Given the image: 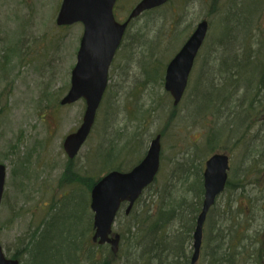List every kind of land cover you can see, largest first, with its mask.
<instances>
[{
	"label": "rangeland",
	"instance_id": "374dc122",
	"mask_svg": "<svg viewBox=\"0 0 264 264\" xmlns=\"http://www.w3.org/2000/svg\"><path fill=\"white\" fill-rule=\"evenodd\" d=\"M61 1L0 0V164L6 168L0 245L4 254L18 255L21 264H75L81 255L74 257L79 240L90 243L92 235L85 170H105L111 161L128 171L142 160L157 135L161 136L160 167L140 206L164 188L174 199L185 197L190 202L192 174L201 169L202 176L211 155L206 143L212 136L216 149H221L216 153L229 158L228 178L234 181V192L219 197L222 210L212 216L209 227L223 225L230 216L235 223L240 212L238 218L247 221L239 227L240 241L248 237L243 244L249 245L257 234L255 247L263 246L252 258L244 257L242 264H264V80L256 71L258 63H264V0H171L133 21L110 67L91 135L71 162L62 143L79 127L85 105L80 100L60 106L59 101L69 89L83 27L56 26ZM139 1L117 0L116 21H125ZM202 20L208 23L207 38L181 103L173 108L160 74ZM250 64L252 73H248ZM114 154L117 157L107 159ZM69 164L81 176L80 183L63 182ZM253 167L261 170L255 189L237 190ZM139 209L135 206L133 215ZM127 225L118 218L114 232L121 236ZM216 239L212 235L209 243L215 246ZM126 243L113 264H143L134 260L135 251ZM183 248L191 257L192 240ZM201 253L196 264H207ZM105 255L102 251L97 257ZM67 257L70 263L64 262ZM105 258L112 262L109 254Z\"/></svg>",
	"mask_w": 264,
	"mask_h": 264
},
{
	"label": "water",
	"instance_id": "95a60500",
	"mask_svg": "<svg viewBox=\"0 0 264 264\" xmlns=\"http://www.w3.org/2000/svg\"><path fill=\"white\" fill-rule=\"evenodd\" d=\"M169 0H141L130 11L123 23L113 15L116 0H62L55 24L68 27L82 24L83 33L76 54V62L70 75V87L60 101L66 106L83 99L85 110L76 132L66 136L62 147L66 156L76 157L95 121L108 83V71L119 48L129 23L146 11L159 8ZM206 21L197 24L191 36L179 52L168 63L164 76V90L176 107L184 94L194 60L206 37ZM160 136L150 141L143 159L130 171H112L102 177L90 191V210L93 214V235L91 241L98 246L108 245L112 255L118 252L120 236L113 233L116 215L121 204H126L128 215L142 192L150 186L159 170ZM228 158L214 154L205 161L203 179V200L192 235V256L190 264H196L202 243V229L206 216L224 191L228 178ZM6 177L5 166L0 164V203ZM0 264H19L6 258L0 246Z\"/></svg>",
	"mask_w": 264,
	"mask_h": 264
},
{
	"label": "trees",
	"instance_id": "16d2710c",
	"mask_svg": "<svg viewBox=\"0 0 264 264\" xmlns=\"http://www.w3.org/2000/svg\"><path fill=\"white\" fill-rule=\"evenodd\" d=\"M149 13L143 15H148ZM161 65L162 64L159 65L160 68ZM247 67L249 68L248 73H252V65L250 64V67ZM256 71H258L259 77L264 80V63H262V61L261 63H258V69H256ZM160 75L162 77V72ZM130 144L131 142L127 144L126 148L123 146L126 153H129L131 147ZM216 145L217 141L213 140L212 136H209L206 148L211 152V155L216 153L217 150H221L220 148L216 149ZM112 150L109 151L112 152ZM109 151L108 153H110ZM113 157L115 158L117 155H108L107 159L109 160ZM96 161L98 163L99 160ZM101 165L102 164H100V166ZM131 166L132 165H130V167ZM65 170L62 178L64 183H80L81 176L74 173L73 167L70 169V164ZM110 170L123 171L122 167L113 166L111 161L109 162V167L105 170L99 169L98 171H94L90 168L85 170V176L88 177L86 179L88 180L86 184L87 190L90 191L95 182L99 180L104 173ZM260 171L257 172L259 175ZM192 175L194 179L190 190H192V192L194 191V197L190 202L186 203L185 197L181 198L182 201L174 199L168 188H164L161 192L151 194L146 202L143 201L142 206H140V202L142 201L140 198L135 205L140 207V209L135 215H133L132 211L128 216H125L124 214H119L117 216V219H123L128 222L127 229L121 234V242L117 255L113 256L107 247L96 246L86 241L82 242L79 240V249L74 254V257L81 253V260L76 259L75 264H113L119 257L123 246L127 244L126 241L128 242L130 249L132 248L135 251L136 258L134 260L142 262L143 264H190L189 252L187 254V251H184L183 246L185 245V242L189 243V241L192 240L191 234L194 231L195 220L200 211L203 197L201 169L195 170ZM258 178L259 177H256L255 185L259 183ZM233 182L234 181H231L230 179L228 180L225 192H234V187H231ZM257 201L259 202L260 199H257ZM219 210L222 209H220L216 203L209 211L203 227L204 237L201 247L202 253H200L208 258L207 264H216V262L217 264H242L244 257L248 260L253 257L252 254L254 252L263 250L262 245L258 246L259 248L255 247L259 241L257 234L253 236L254 241L249 245L243 244V241H246L248 237L243 241H240V236H242L243 232H240L239 227L247 224L246 219L240 220L238 218L239 214H241L240 212L237 214V220L235 223H233V218L230 216V219H224L223 225L219 226V224H216L217 226L215 227H213V225L209 227L212 222V216L218 215ZM45 225L46 222L43 227H45ZM178 230L180 232H177ZM246 230L248 229L246 228ZM175 233L176 237L174 236ZM215 234L217 237V244L212 246V244L209 243V239ZM36 237L37 236L35 235L32 237L33 240L31 245L35 242ZM102 251L104 255L109 254L112 262L105 258L106 255L98 259L97 256L99 255V252ZM248 251L251 253H248ZM164 255H167L166 260H164ZM215 256H217V258ZM11 258L19 260L18 255H14ZM68 259L69 257H67L64 262H68Z\"/></svg>",
	"mask_w": 264,
	"mask_h": 264
},
{
	"label": "flooded vegetation",
	"instance_id": "af4514ba",
	"mask_svg": "<svg viewBox=\"0 0 264 264\" xmlns=\"http://www.w3.org/2000/svg\"><path fill=\"white\" fill-rule=\"evenodd\" d=\"M160 76V75H159ZM158 76V77H159ZM158 77H155V78H158ZM248 170H250V168H248L247 169V171ZM251 173V172H250ZM249 173V174H250ZM249 174H247L246 176H244V178H243V181L241 182L242 184L241 185H239L238 186V184H237V190L239 189H242L244 186H245V189L247 190H249V191H253L252 189H255V184H253V183H251V181H250V179H249ZM253 184V185H252ZM124 207V205L122 206V208ZM258 243H259V241H258Z\"/></svg>",
	"mask_w": 264,
	"mask_h": 264
}]
</instances>
